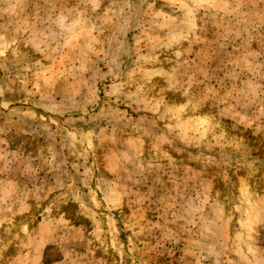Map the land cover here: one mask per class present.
<instances>
[{
	"label": "rangeland",
	"instance_id": "obj_1",
	"mask_svg": "<svg viewBox=\"0 0 264 264\" xmlns=\"http://www.w3.org/2000/svg\"><path fill=\"white\" fill-rule=\"evenodd\" d=\"M0 264H264V0H0Z\"/></svg>",
	"mask_w": 264,
	"mask_h": 264
}]
</instances>
